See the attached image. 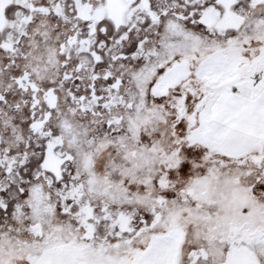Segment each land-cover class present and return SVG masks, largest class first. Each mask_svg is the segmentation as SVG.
Instances as JSON below:
<instances>
[{
	"label": "snow or ice",
	"instance_id": "snow-or-ice-1",
	"mask_svg": "<svg viewBox=\"0 0 264 264\" xmlns=\"http://www.w3.org/2000/svg\"><path fill=\"white\" fill-rule=\"evenodd\" d=\"M0 264H264V0H0Z\"/></svg>",
	"mask_w": 264,
	"mask_h": 264
}]
</instances>
